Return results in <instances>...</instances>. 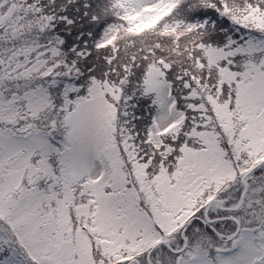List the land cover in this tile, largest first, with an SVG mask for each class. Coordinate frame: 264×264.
I'll return each mask as SVG.
<instances>
[{
    "label": "snow or ice",
    "instance_id": "6c2138e0",
    "mask_svg": "<svg viewBox=\"0 0 264 264\" xmlns=\"http://www.w3.org/2000/svg\"><path fill=\"white\" fill-rule=\"evenodd\" d=\"M0 264H264V0H0Z\"/></svg>",
    "mask_w": 264,
    "mask_h": 264
}]
</instances>
